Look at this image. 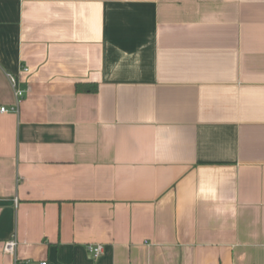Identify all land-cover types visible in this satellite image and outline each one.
<instances>
[{"label":"crops","instance_id":"0c3cea01","mask_svg":"<svg viewBox=\"0 0 264 264\" xmlns=\"http://www.w3.org/2000/svg\"><path fill=\"white\" fill-rule=\"evenodd\" d=\"M7 73L0 264H264V0H0Z\"/></svg>","mask_w":264,"mask_h":264},{"label":"built area","instance_id":"2783aa9c","mask_svg":"<svg viewBox=\"0 0 264 264\" xmlns=\"http://www.w3.org/2000/svg\"><path fill=\"white\" fill-rule=\"evenodd\" d=\"M22 71L28 73L30 70L28 68H23ZM6 76L13 90L15 105L11 108L2 107L0 111L2 113L18 114L20 110V104L24 100L25 96L31 92V86L27 85L25 88H23L16 74L7 73ZM17 246V240L15 238L10 239L4 245V252L6 254L15 255ZM87 250L93 257L99 258L104 252V246L102 244H89Z\"/></svg>","mask_w":264,"mask_h":264},{"label":"trees","instance_id":"16d2710c","mask_svg":"<svg viewBox=\"0 0 264 264\" xmlns=\"http://www.w3.org/2000/svg\"><path fill=\"white\" fill-rule=\"evenodd\" d=\"M76 91L78 93H95L98 91L97 84H77Z\"/></svg>","mask_w":264,"mask_h":264}]
</instances>
